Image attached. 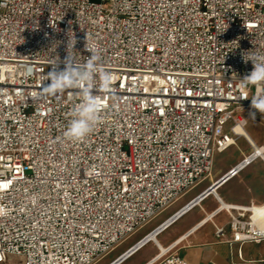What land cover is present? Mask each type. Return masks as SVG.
Here are the masks:
<instances>
[{
  "label": "built area",
  "instance_id": "built-area-1",
  "mask_svg": "<svg viewBox=\"0 0 264 264\" xmlns=\"http://www.w3.org/2000/svg\"><path fill=\"white\" fill-rule=\"evenodd\" d=\"M92 53V80L44 91L55 61L84 66ZM253 55H264V0H0V264H93L209 178L213 154L256 111L257 88L243 81ZM87 84L99 121L73 140L66 132ZM250 146L112 262L260 158ZM253 206L214 209L228 218L215 236L264 241ZM190 230L143 264H188L176 242Z\"/></svg>",
  "mask_w": 264,
  "mask_h": 264
},
{
  "label": "rangeland",
  "instance_id": "rangeland-1",
  "mask_svg": "<svg viewBox=\"0 0 264 264\" xmlns=\"http://www.w3.org/2000/svg\"><path fill=\"white\" fill-rule=\"evenodd\" d=\"M253 112H255L254 119L251 116ZM253 112L247 110L243 112L246 121L245 129L257 145L264 147V114L257 111ZM251 151L252 148L250 144L243 137L238 136L236 137L235 144L230 146L227 150L221 153L215 152L213 154V168L209 178L203 180L200 184L186 192L163 212L130 235L109 253L97 259L93 264H110L122 251L163 221L187 200L206 187L212 180L224 174L229 168L240 161L243 155H247ZM216 192L220 198L229 204L247 206L251 202L255 205L264 203V159H255L251 164L240 171L238 175L221 185ZM219 205L220 203L216 197L211 195L161 231L157 235V240L165 248L180 236V232L202 218H205V212H209L210 214V212L218 208ZM227 219L225 210H222L209 220L207 224L202 226L197 235H201L203 237L202 239H206L209 242L214 241L213 247L223 258L227 259L230 264L258 263L264 258V241L229 243L224 238H217L215 236L213 233V223L222 225ZM158 252L157 246L153 242H149L124 259L120 264H143ZM17 262V258L8 257L5 264H17Z\"/></svg>",
  "mask_w": 264,
  "mask_h": 264
},
{
  "label": "clouds",
  "instance_id": "clouds-1",
  "mask_svg": "<svg viewBox=\"0 0 264 264\" xmlns=\"http://www.w3.org/2000/svg\"><path fill=\"white\" fill-rule=\"evenodd\" d=\"M245 61L251 60L254 65L253 71L243 81L256 86L257 93L251 97V107L264 114V92L260 91L264 86V55L244 56ZM98 56L94 53L90 56L84 66H77L74 57L69 55L64 61L65 67L59 68V61L52 64V70L48 72L49 84L43 86L45 92L56 94L71 87H77L80 82L90 81L97 74L96 61ZM100 86L108 89L111 86L112 75L108 71L99 72ZM82 102L72 112V119L69 123L66 136L73 140H81L88 136L93 127L99 121L101 110L100 100L97 98L93 86L87 84L81 89ZM247 98V97H245ZM255 118V112L251 113Z\"/></svg>",
  "mask_w": 264,
  "mask_h": 264
},
{
  "label": "crops",
  "instance_id": "crops-1",
  "mask_svg": "<svg viewBox=\"0 0 264 264\" xmlns=\"http://www.w3.org/2000/svg\"><path fill=\"white\" fill-rule=\"evenodd\" d=\"M210 196L211 195H208L202 201L206 200ZM220 200L225 202L222 198H220ZM205 215V218L210 215L206 222H202L200 225H196L197 222H195L193 225L180 232L179 235L181 236L187 230L191 229L184 237L178 240L176 244L177 252L188 262V264H230L227 259L223 258V256L219 254L217 250L213 247L214 241L209 242L206 239H202L203 237L201 235H197L199 229L205 224H207V222L211 220L214 216H216L214 214H209V212H205ZM213 233L215 234L214 223Z\"/></svg>",
  "mask_w": 264,
  "mask_h": 264
},
{
  "label": "bare ground",
  "instance_id": "bare-ground-1",
  "mask_svg": "<svg viewBox=\"0 0 264 264\" xmlns=\"http://www.w3.org/2000/svg\"><path fill=\"white\" fill-rule=\"evenodd\" d=\"M235 131L238 133L239 136L243 137L249 144H251L253 146V155H258L260 154V158L261 159H264V147L262 146H259L255 143L254 139L251 137V135L247 132V130L245 129V127H241V126H238ZM231 179V178H230ZM229 179V180H230ZM227 180V181H229ZM226 181V182H227ZM224 182V183H226ZM223 183V184H224ZM222 184V185H223ZM212 195H216L217 196V193H216V190H215V193L212 194ZM219 197V196H218ZM197 204H195L196 206ZM229 205H234V204H228L226 202H223L221 201V204L220 206L218 207L219 210L223 209V208H226L228 207ZM192 209V208H191ZM189 209V210H191ZM187 209H183L182 211H180L177 215H175L173 218H176V217H181L183 214L187 213L188 211H186ZM253 218L255 220H261L262 221V224L264 225V203L262 204H259V205H255L253 206ZM210 217V215H208L207 218H205L202 222H206L208 220V218ZM169 219L167 220L166 222H164L159 228H157L155 231L149 233L144 239H142L138 244H136L134 247H132L130 250H128L123 256H121L117 261H119L121 258L125 257V256H130L131 252L135 249V248H138L137 250L141 249L143 246H145L147 243L149 242H153L157 248H158V253L155 255V260L159 259L160 257H162L166 251L168 249L164 248V246L157 240V235L163 231L165 228H167L170 223L172 222V219ZM177 243V242H176ZM134 253V252H133ZM132 253V254H133ZM130 254V255H129ZM127 258V257H126ZM116 261V262H117ZM120 264V263H119Z\"/></svg>",
  "mask_w": 264,
  "mask_h": 264
},
{
  "label": "water",
  "instance_id": "water-1",
  "mask_svg": "<svg viewBox=\"0 0 264 264\" xmlns=\"http://www.w3.org/2000/svg\"><path fill=\"white\" fill-rule=\"evenodd\" d=\"M225 181V179L224 180H220V181H218V182H216V183H214L209 189H208V192L207 193H215V190H217L222 184H223V182ZM199 201V199H197L196 200V202H198ZM219 203L221 204V200L219 199ZM138 248H135L130 254H132L133 252H135L136 250H137ZM129 254V255H130ZM126 257H128V256H125V257H123V258H121L119 261H114V262H112V263H110V264H119V263H121L124 259H126Z\"/></svg>",
  "mask_w": 264,
  "mask_h": 264
}]
</instances>
